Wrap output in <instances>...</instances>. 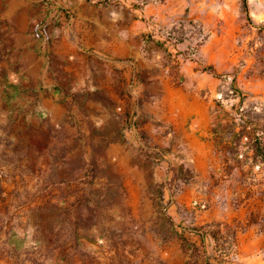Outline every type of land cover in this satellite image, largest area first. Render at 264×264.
Masks as SVG:
<instances>
[{
  "label": "rangeland",
  "instance_id": "374dc122",
  "mask_svg": "<svg viewBox=\"0 0 264 264\" xmlns=\"http://www.w3.org/2000/svg\"><path fill=\"white\" fill-rule=\"evenodd\" d=\"M59 40L143 61L53 95ZM256 138L264 0H0V264H264Z\"/></svg>",
  "mask_w": 264,
  "mask_h": 264
},
{
  "label": "crops",
  "instance_id": "0c3cea01",
  "mask_svg": "<svg viewBox=\"0 0 264 264\" xmlns=\"http://www.w3.org/2000/svg\"><path fill=\"white\" fill-rule=\"evenodd\" d=\"M52 78L46 79L47 91L53 95L68 93L79 94H116L117 89L127 88L121 77L113 73L129 65L127 59L143 61L138 56V46L128 42L109 43L59 40L50 48ZM86 71L89 75L75 77L73 74ZM152 78V69L147 70ZM127 81V77H125ZM134 89H145L142 82H135ZM196 125H190V132ZM160 129H163L160 127Z\"/></svg>",
  "mask_w": 264,
  "mask_h": 264
},
{
  "label": "trees",
  "instance_id": "16d2710c",
  "mask_svg": "<svg viewBox=\"0 0 264 264\" xmlns=\"http://www.w3.org/2000/svg\"><path fill=\"white\" fill-rule=\"evenodd\" d=\"M243 7H244L245 11L247 12L246 2L245 1L243 2ZM202 70L213 74V70H212V68L210 66L203 67ZM255 141H256L255 142L256 144H255L254 149H253V156L254 157H259L261 160L264 161V152L259 147V144H258L259 142H257V138H256Z\"/></svg>",
  "mask_w": 264,
  "mask_h": 264
},
{
  "label": "built area",
  "instance_id": "2783aa9c",
  "mask_svg": "<svg viewBox=\"0 0 264 264\" xmlns=\"http://www.w3.org/2000/svg\"><path fill=\"white\" fill-rule=\"evenodd\" d=\"M169 204H170V205L172 204V200L169 202Z\"/></svg>",
  "mask_w": 264,
  "mask_h": 264
}]
</instances>
